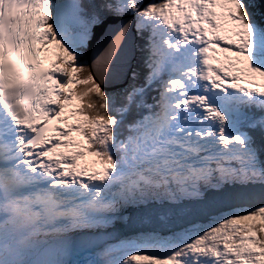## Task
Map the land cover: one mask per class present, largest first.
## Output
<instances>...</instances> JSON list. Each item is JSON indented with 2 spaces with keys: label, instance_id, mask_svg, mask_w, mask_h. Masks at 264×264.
<instances>
[{
  "label": "snow or ice",
  "instance_id": "6c2138e0",
  "mask_svg": "<svg viewBox=\"0 0 264 264\" xmlns=\"http://www.w3.org/2000/svg\"><path fill=\"white\" fill-rule=\"evenodd\" d=\"M0 264H264V0H0Z\"/></svg>",
  "mask_w": 264,
  "mask_h": 264
}]
</instances>
